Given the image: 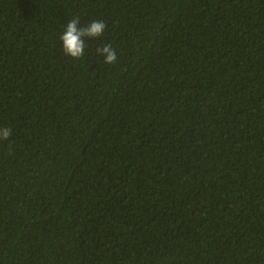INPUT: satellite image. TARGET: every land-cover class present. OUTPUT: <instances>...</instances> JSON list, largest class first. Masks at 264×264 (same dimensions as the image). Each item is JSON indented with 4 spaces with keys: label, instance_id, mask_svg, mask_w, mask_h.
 I'll return each mask as SVG.
<instances>
[{
    "label": "trees",
    "instance_id": "trees-1",
    "mask_svg": "<svg viewBox=\"0 0 264 264\" xmlns=\"http://www.w3.org/2000/svg\"><path fill=\"white\" fill-rule=\"evenodd\" d=\"M5 127L0 264H264V0H0Z\"/></svg>",
    "mask_w": 264,
    "mask_h": 264
},
{
    "label": "clouds",
    "instance_id": "clouds-1",
    "mask_svg": "<svg viewBox=\"0 0 264 264\" xmlns=\"http://www.w3.org/2000/svg\"><path fill=\"white\" fill-rule=\"evenodd\" d=\"M79 21V16L72 17L60 36L64 53L73 59L83 57L86 46L85 40L102 36L106 27L103 21H91L86 26L81 27ZM96 51L104 57L105 64L111 65L117 61L116 50L111 44L98 47ZM11 135L10 128H0V140L6 141Z\"/></svg>",
    "mask_w": 264,
    "mask_h": 264
}]
</instances>
